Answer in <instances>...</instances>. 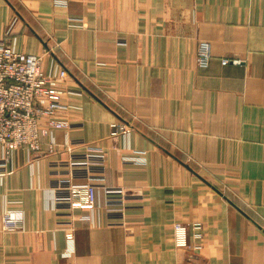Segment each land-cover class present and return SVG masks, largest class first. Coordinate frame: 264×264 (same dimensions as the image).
<instances>
[{"label": "crops", "instance_id": "1", "mask_svg": "<svg viewBox=\"0 0 264 264\" xmlns=\"http://www.w3.org/2000/svg\"><path fill=\"white\" fill-rule=\"evenodd\" d=\"M66 2L0 0V39L67 72L53 88L73 125L52 132V152L41 137L40 153L0 163V264H264V0ZM79 139L104 148L105 170L97 209L69 225L51 188L70 179L68 150L83 148L66 143ZM136 152L144 163L124 162ZM102 185L126 193L122 217L105 212ZM5 209L22 230L3 229Z\"/></svg>", "mask_w": 264, "mask_h": 264}, {"label": "built area", "instance_id": "2", "mask_svg": "<svg viewBox=\"0 0 264 264\" xmlns=\"http://www.w3.org/2000/svg\"><path fill=\"white\" fill-rule=\"evenodd\" d=\"M56 5H66V0H54ZM211 45L208 42L198 43L196 61L199 67L208 66L211 59ZM240 64L239 60L223 59L222 65ZM68 76L65 70L58 75L45 72L41 68V59L34 55L24 54L15 49L8 39H0V163L6 164L12 154L23 149L30 157L41 152V137H49L48 150L56 146L52 132L68 131L72 124L59 119L62 104L53 85ZM47 124L41 125V120ZM111 136L127 133L123 125H110ZM68 146H82L81 152L69 149L70 156L65 162L67 175L71 180L87 179L84 186H74L71 180L55 181L52 185L51 208L64 212L72 224V213L76 210L93 213L97 209L98 185L95 181L102 179L105 170L106 155L103 147L82 140H67ZM66 146V147H68ZM135 153L124 157L125 163L141 164L144 159ZM58 166V165H56ZM60 166V165H59ZM62 172V171H60ZM104 208L108 216L122 217L126 209L127 195L122 189L108 188L102 185ZM2 226L5 231H20L24 226V215L19 211L8 210L2 214ZM173 239L176 247H186L188 226L175 223ZM68 245L73 243V235L67 234ZM72 248V247H71ZM71 251V250H70ZM69 251V252H70Z\"/></svg>", "mask_w": 264, "mask_h": 264}]
</instances>
